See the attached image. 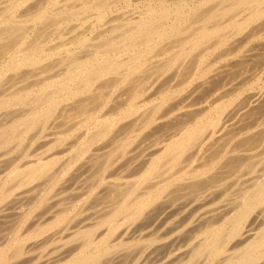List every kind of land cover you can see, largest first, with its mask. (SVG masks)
Instances as JSON below:
<instances>
[{
  "label": "bare ground",
  "instance_id": "6f19581e",
  "mask_svg": "<svg viewBox=\"0 0 264 264\" xmlns=\"http://www.w3.org/2000/svg\"><path fill=\"white\" fill-rule=\"evenodd\" d=\"M198 1L0 5V264H264V91L211 81L264 0Z\"/></svg>",
  "mask_w": 264,
  "mask_h": 264
},
{
  "label": "rangeland",
  "instance_id": "374dc122",
  "mask_svg": "<svg viewBox=\"0 0 264 264\" xmlns=\"http://www.w3.org/2000/svg\"><path fill=\"white\" fill-rule=\"evenodd\" d=\"M1 2V7L3 6L2 4H3V2H4V0H0ZM136 1H138V2H136ZM195 1H198V0H195ZM200 1V0H199ZM198 1V2H199ZM115 2V3H114ZM140 2V3H139ZM143 2V3H142ZM147 0H113V2H111L112 3V5H114V6H112L111 8H110V12L108 11L106 14H105V17H107V18H103V20L101 21V22H99L98 24H97V26L96 27H99V26H101L100 24H102L103 23V21H106V20H108V17L110 18V15L112 14V12H115V10H116V12H120V11H118V10H126V11H123V13L124 12H127V11H131L132 10V8H134V10H141V9H143V8H145L146 6H147ZM142 3V4H141ZM116 4V5H115ZM144 4V5H143ZM127 5V6H126ZM129 5V6H128ZM145 6V7H144ZM135 7H136V9H135ZM139 7V8H138ZM142 7V8H141ZM114 8V9H113ZM91 12V11H90ZM124 14H128V13H124ZM264 31V30H263ZM249 44H251L252 45V47H251V45L249 46ZM264 41H263V43L262 42H260L259 41V43H258V41H255V42H252V41H246V42H244V46L243 45H241V46H238L237 48H238V50L236 49L235 50V53H233L232 52V55H230V56H228V58L226 57V63L224 62V60H221V61H218V62H216V65H218V66H216L214 63H212V68H213V73H215V74H213L212 73V75H215L216 77H215V79L214 80H211L212 82H222V83H224V85H225V88H224V86L221 88L222 90H223V88H224V90H227V91H231L232 89H229V87L230 88H233L235 91H232V92H229V93H232V94H228L229 95V97L227 96V98L226 99H228V104L230 103L231 104V101H233L234 99H237V100H240V99H243V98H245V97H247V95H249L250 93H252V92H261V91H264ZM246 45V46H245ZM256 45H257V47H256ZM262 45V48L260 47V46ZM248 46V47H247ZM254 46V47H253ZM260 47V48H259ZM240 48V49H239ZM242 48V49H241ZM247 50H246V49ZM224 49L225 48H223V49H221V51H224ZM255 49V50H254ZM243 50V51H242ZM244 50H245V52H244ZM242 51V52H241ZM249 53V54H248ZM216 54V53H215ZM246 54L248 55L247 57L248 58H246ZM238 55V56H237ZM241 55H243V56H241ZM245 55V56H244ZM213 56H215V55H213ZM232 56V57H231ZM239 57V58H238ZM245 57V58H244ZM212 59V57H210V60ZM242 59V60H241ZM263 61L262 62V64H261V61ZM258 61H260V62H258ZM237 62H239L238 64V66L241 68H236V69H233V68H235V67H237V65H236V63ZM241 62V63H240ZM249 62V63H248ZM232 63V64H231ZM244 63H245V65H244ZM235 64V65H234ZM241 64V65H240ZM257 64V65H256ZM233 65V66H232ZM230 66V67H229ZM214 67H218V68H214ZM230 68V69H229ZM232 68V69H231ZM252 68V69H251ZM214 70H215V72H214ZM225 70V71H224ZM226 70H227V72H226ZM231 70V71H230ZM233 70V71H232ZM217 71V72H216ZM237 73H236V72ZM243 71H244V73H243ZM224 72H226L225 74L227 75L226 77L224 76L223 77V75H225V74H223ZM217 73V74H216ZM220 73V74H219ZM255 73V74H254ZM170 74L171 73H169V74H167L166 75V77H169L170 76ZM233 74V75H232ZM238 74H240V75H238ZM211 75V71H210V74L208 75V77L207 78H209V76L211 77L212 76ZM218 75V76H217ZM242 75V76H241ZM261 75V76H260ZM221 76V77H220ZM166 77H164V79H166ZM219 77V78H218ZM221 78V79H220ZM224 79V80H223ZM233 79V80H232ZM255 79V80H254ZM201 80H203V79H195V80H193V82H201ZM219 80V81H218ZM221 80V81H220ZM249 80V81H248ZM210 81V82H211ZM242 81H243V83H242ZM255 81H256V83H255ZM163 82V81H162ZM209 82V81H208ZM239 82H241V83H239ZM246 82V83H245ZM251 82H252V84H251ZM263 83V84H262ZM240 84V87H242V90H240L241 88L238 86ZM236 85H237V87H236ZM192 87V86H191ZM236 87V88H235ZM206 88L208 89H212V86L210 85L209 87H207L206 86ZM204 89V90H207V89ZM219 88V91L221 90ZM227 88V89H226ZM190 89V88H189ZM189 89H188V91H189ZM208 89V94H206V92H205V98H207L208 96L210 97L211 95H209V94H211V89L209 90ZM214 89V88H213ZM237 89V90H236ZM203 90V91H204ZM239 90V91H238ZM238 91V92H237ZM239 93V94H238ZM203 94V93H202ZM235 94H237L238 96H240V98L237 96V95H235ZM201 95V93H199V94H197L195 97L196 98H198L199 96ZM208 95V96H207ZM202 96V97H203ZM237 96V97H236ZM243 96V97H242ZM208 97V98H209ZM207 98V99H208ZM225 99V102L227 101ZM231 101H230V100ZM233 99V100H232ZM237 100L235 101V102H237ZM234 102V103H235ZM233 105V104H232ZM228 110H229V108H228ZM8 219H9V217H8Z\"/></svg>",
  "mask_w": 264,
  "mask_h": 264
}]
</instances>
